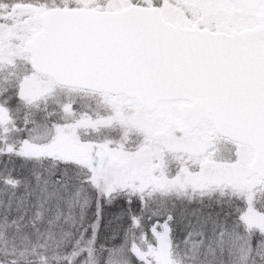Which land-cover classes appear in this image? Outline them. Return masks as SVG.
Masks as SVG:
<instances>
[{
    "label": "rangeland",
    "instance_id": "374dc122",
    "mask_svg": "<svg viewBox=\"0 0 264 264\" xmlns=\"http://www.w3.org/2000/svg\"><path fill=\"white\" fill-rule=\"evenodd\" d=\"M37 1L43 4H38L41 7L73 6L111 11L122 8L131 0ZM176 1L163 0L166 14L171 6L180 5H175ZM13 2L0 3V63L8 68L13 61L11 64L16 62L18 68L16 72L6 69L0 75V81L17 82L19 100L38 114L34 118L38 121L37 126L29 134L30 140L22 143L14 155L25 158L45 155L60 160L64 167L86 169L88 181L93 185L99 183L103 188L104 199L123 191L148 200L150 206L157 203L158 206H171V209L174 205H192L197 198H204L199 200L200 203H211V197L215 200L224 197L226 207L234 200L242 201L248 212L243 218L247 232L255 228L264 233V215L252 212L250 206L254 191L263 185L249 170L251 148L220 140L207 121L182 137L175 134L158 136L157 133L170 122L181 127L177 103L159 104L148 116L138 110L134 101L121 97L110 99L61 93L63 91H58L50 78L34 75L29 69L28 55L21 54L22 45L37 27L27 12H16L6 19L2 17L9 12ZM215 7L212 6V10ZM260 12L264 13V5H259L252 13L239 10L236 14L240 17L236 16L233 21L232 9L224 8L218 18L204 20L208 25L216 21L214 24L219 23L224 28L236 24L252 26V15ZM1 119L2 116L0 121L3 122ZM106 149L109 155H97V150ZM150 215L162 219L149 224L146 235L139 233L137 240L133 239L136 245L132 248L138 251L140 258H152L156 264H172L168 250L171 212L161 207ZM229 246L239 247L234 241Z\"/></svg>",
    "mask_w": 264,
    "mask_h": 264
},
{
    "label": "water",
    "instance_id": "95a60500",
    "mask_svg": "<svg viewBox=\"0 0 264 264\" xmlns=\"http://www.w3.org/2000/svg\"><path fill=\"white\" fill-rule=\"evenodd\" d=\"M236 1L253 6L263 0ZM16 9L31 11L41 27L23 47L34 71L70 88L123 93L147 111L159 100L185 99L179 112L186 126L177 134L207 119L221 136L254 148L249 170L264 179L260 30L207 35L171 26L156 9L136 6L111 13L57 8L39 14L36 7L16 5L11 13Z\"/></svg>",
    "mask_w": 264,
    "mask_h": 264
},
{
    "label": "trees",
    "instance_id": "16d2710c",
    "mask_svg": "<svg viewBox=\"0 0 264 264\" xmlns=\"http://www.w3.org/2000/svg\"><path fill=\"white\" fill-rule=\"evenodd\" d=\"M30 109L19 100L17 85L0 81V112L6 115L0 113V264H156L132 247L139 233L146 235L149 224L162 219L150 215L161 207L172 217V264H264V233L247 232L242 201L226 207L224 197L218 204L213 197L211 203L197 198L171 209L123 191L105 200L86 169L64 167L45 155H14L37 126L38 114ZM254 192L251 211L262 216L264 185ZM231 241L239 247L229 246Z\"/></svg>",
    "mask_w": 264,
    "mask_h": 264
},
{
    "label": "flooded vegetation",
    "instance_id": "af4514ba",
    "mask_svg": "<svg viewBox=\"0 0 264 264\" xmlns=\"http://www.w3.org/2000/svg\"><path fill=\"white\" fill-rule=\"evenodd\" d=\"M164 3L163 0H146L143 2H138V1H134L131 0L129 2H127L126 5H140V6H148V7H152V8H158L159 11H161L162 16L164 18L165 21H169L170 23L173 24H179L182 27H195L196 29H200V30H205L208 32H214L217 34H221V33H226V34H231L232 32L236 31V32H240L242 31L244 28L246 29H250L253 28L255 26H260V27H264V13L260 12V13H254L252 15V26L251 25H242L239 26L238 24L230 27V26H226L221 27L219 23H216V21H211V24L208 25L204 19H209V17H212V19L214 18H218L220 16V14H222L223 9L226 8H231L233 11V21L236 20V16L240 17V15L236 14V12H238L239 10L243 11V12H254L255 10H257L259 8V5H264V2L261 4H258L257 6H255V8H253L252 10L250 9H246L244 7H240L238 6L233 0H177L175 2L180 4L177 5L176 8L171 6V10L168 14L165 13V11L163 10L164 7ZM182 5V8H181ZM212 6H216L215 10H212ZM207 8V9H206ZM166 104H162V106H164Z\"/></svg>",
    "mask_w": 264,
    "mask_h": 264
}]
</instances>
